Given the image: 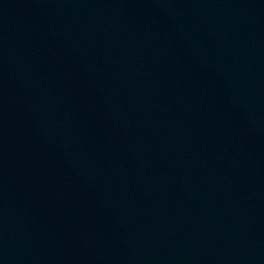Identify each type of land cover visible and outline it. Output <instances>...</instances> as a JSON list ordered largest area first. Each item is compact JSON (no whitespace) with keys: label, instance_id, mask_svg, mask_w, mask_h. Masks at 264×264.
<instances>
[{"label":"water","instance_id":"1","mask_svg":"<svg viewBox=\"0 0 264 264\" xmlns=\"http://www.w3.org/2000/svg\"><path fill=\"white\" fill-rule=\"evenodd\" d=\"M0 264H264V0H0Z\"/></svg>","mask_w":264,"mask_h":264}]
</instances>
